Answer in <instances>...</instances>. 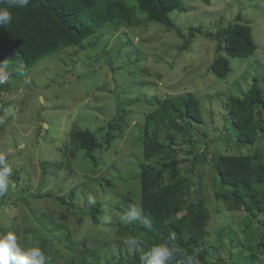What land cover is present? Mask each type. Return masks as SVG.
I'll return each instance as SVG.
<instances>
[{"label":"rangeland","instance_id":"obj_1","mask_svg":"<svg viewBox=\"0 0 264 264\" xmlns=\"http://www.w3.org/2000/svg\"><path fill=\"white\" fill-rule=\"evenodd\" d=\"M124 1L136 7L137 23L104 22L102 32L83 40L86 49L73 45L31 67L5 58L10 72L0 96V153L7 154L15 187L10 188L8 202L0 203V228L19 233L21 239L35 234L29 236L30 242L23 240V246L47 248L45 264H127L132 252L140 249V236L121 235L119 221L140 206L139 172L145 161L139 137L145 114L163 99L190 93L200 101L202 121H193L191 138L197 141L195 155L202 153L200 134L209 149L220 153L249 154L255 147L264 152V138L240 147L225 115L226 98L243 97L254 77L264 91V0H212L210 4L181 0L169 12L175 28L186 32L201 26L207 33L240 14L257 48L248 58L228 57L230 71L225 78L210 69L215 41L197 35L181 50L184 40L176 32L147 20L136 0ZM3 62L0 72L5 71ZM117 100L126 115L116 118L120 129L113 130L115 135L106 143L100 129L115 119ZM74 125L96 131L102 146L94 151V161L82 149L73 156L68 153ZM194 154L180 153L179 158L193 160ZM209 158L210 154L198 161L194 173H187L189 161L181 163V169L192 182L191 192L198 191L209 213L206 232L212 256L207 264H216L215 255L230 264L229 250L241 249L239 257L245 253L238 244L246 236L241 232L245 212L226 210L215 196ZM95 204L100 208L99 223L87 214ZM67 209V220L61 218V223L69 235L59 234L32 212L52 213L54 220ZM259 218L264 222L263 215ZM38 223L46 229L36 228ZM262 255L255 264H264Z\"/></svg>","mask_w":264,"mask_h":264},{"label":"trees","instance_id":"obj_2","mask_svg":"<svg viewBox=\"0 0 264 264\" xmlns=\"http://www.w3.org/2000/svg\"><path fill=\"white\" fill-rule=\"evenodd\" d=\"M180 1L136 0V6L145 13L147 20L160 23L167 30L176 32L185 41L181 50L188 48L190 39L197 35L215 41V56L210 69L216 77L225 78L228 75V57L248 58L255 53L257 46L250 27L242 20L240 14H236L232 21H228L215 32H204L201 26L190 27L186 32L175 28L169 12L173 11ZM202 1L210 4L212 0ZM0 8L7 9L13 18L10 24L0 26V61H4L3 70L6 74L10 70L7 63L9 61L5 58L31 67L42 57L61 52L73 45L86 49L82 45L83 40L102 32L104 22L109 21L116 25L120 22L124 26H133L138 21L134 12L136 7L124 0H30L29 5L23 9L12 6L10 0H0ZM96 43L97 40L90 45ZM6 88L7 84L0 83V96ZM226 99L228 109L225 115L230 118L237 144L240 147L253 146L257 140L263 139L264 91L257 84L256 78L254 77L243 97L230 96ZM116 103L115 119L107 122V128L100 129L104 130L102 141L106 143L115 135L113 130L120 129L116 118L120 119L126 115L121 103L118 100ZM200 108V101L194 95L186 93L160 101L156 108L144 116L139 137L145 161L141 163L139 172V208L143 209L144 215L152 221V226L150 229L145 228L139 220L127 224L119 221L118 232L121 235L140 236L142 241L137 243L140 249L132 252L126 261L127 264H141L140 256L160 243L175 244L185 254L198 253L200 264L209 262L212 256L206 232L209 213L198 191L191 192L192 182L181 169V163L189 161L187 173H194L196 163L205 161L208 154L214 173L215 196L222 200L226 210L245 212L241 232L246 236L243 242L238 240L245 253L239 257L241 249L229 250V263L255 264L261 253L264 256V222L259 218L260 215L264 216V152L255 147L249 154L220 153L216 148L209 149L208 140L200 134L199 138L203 141L202 153L195 155L197 141L191 138L195 133L193 121H202ZM96 134V131L74 125L69 133L72 148L68 153L73 156L82 149L94 161V151L102 146ZM177 134H180V142L175 139ZM180 153L188 156L195 153V157L193 160L179 158ZM14 177H17V173ZM9 194L0 197V203H7ZM66 205L69 206L68 203ZM182 211L186 213L178 216ZM32 212L39 216L37 220L41 219L42 222H50V225L55 226L59 234L69 235L68 232L65 234L61 223L67 220L68 209L60 212L58 219L54 220L52 213ZM87 214L94 223H99V204L91 206ZM37 226L42 225L38 223L36 228ZM0 229L6 233L5 228ZM45 229L46 227L42 226L41 230ZM9 231L11 230H7ZM11 232L17 235L18 243L24 249L26 248L23 246V240L36 236L32 233L21 239L18 237L19 233ZM42 251L49 253L45 247ZM215 257L216 264H227L219 255ZM179 259L181 257L178 256L172 264H177ZM88 264H91V261Z\"/></svg>","mask_w":264,"mask_h":264},{"label":"clouds","instance_id":"obj_3","mask_svg":"<svg viewBox=\"0 0 264 264\" xmlns=\"http://www.w3.org/2000/svg\"><path fill=\"white\" fill-rule=\"evenodd\" d=\"M30 0H10L12 6L18 8H26ZM11 13L4 8H0V26L8 25L12 22ZM6 80L0 83H7ZM164 100V99H163ZM12 175V167L7 161V154L0 153V197L10 192V188L15 185L11 184L10 177ZM139 220L145 228H151L152 221L143 213L141 208H131L130 212L121 217L122 223H131ZM181 257L177 264H200L198 253L185 254L175 244L160 243L154 245L147 253L140 256L141 264H172L177 257ZM211 258V257H210ZM46 256L42 249L33 246L24 249L18 243L17 235L14 232H0V264H45Z\"/></svg>","mask_w":264,"mask_h":264},{"label":"built area","instance_id":"obj_4","mask_svg":"<svg viewBox=\"0 0 264 264\" xmlns=\"http://www.w3.org/2000/svg\"><path fill=\"white\" fill-rule=\"evenodd\" d=\"M6 80V75L3 74V72H0V81L4 82Z\"/></svg>","mask_w":264,"mask_h":264},{"label":"water","instance_id":"obj_5","mask_svg":"<svg viewBox=\"0 0 264 264\" xmlns=\"http://www.w3.org/2000/svg\"><path fill=\"white\" fill-rule=\"evenodd\" d=\"M45 126H47V124H45Z\"/></svg>","mask_w":264,"mask_h":264}]
</instances>
